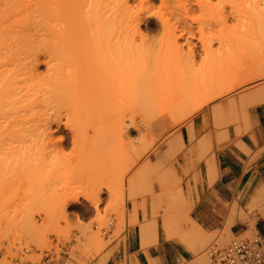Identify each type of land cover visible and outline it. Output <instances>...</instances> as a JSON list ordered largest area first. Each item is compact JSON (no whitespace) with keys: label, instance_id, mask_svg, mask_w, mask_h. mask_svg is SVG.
<instances>
[{"label":"bare ground","instance_id":"obj_1","mask_svg":"<svg viewBox=\"0 0 264 264\" xmlns=\"http://www.w3.org/2000/svg\"><path fill=\"white\" fill-rule=\"evenodd\" d=\"M85 1L81 5L82 7L80 6L77 10V31H74L75 14L73 8L68 6L71 3L69 0H0V141L3 140L2 134H9L22 140H26L27 136H31V134L42 138L47 136L44 134H48L46 137L48 139L51 137L49 134L54 137L53 126H55V131H59L62 123L66 127L70 120L73 121V118L75 120L73 122L78 121L79 125V122H87L84 119L90 120L94 117L101 118L103 123L106 122L105 127L111 126L108 128L110 130L113 128L112 130H115L118 137L120 134L121 136L125 134L126 138L132 140L134 138L132 132H137V138L142 140L151 133L152 120L158 118H154V116L150 118L151 104L162 95L161 88L168 81L178 85L180 103L184 102L183 99L186 98L201 99L203 103L205 102L204 105H207L239 87H247L250 82L255 84V82L264 80V0H244L243 2L240 0H216L215 3L208 0L207 8L210 14H213L212 17L218 18L213 17L220 23V26L222 25V28L215 34L214 30L206 43L205 40L201 41L206 57L202 55L200 64L196 60L200 47L198 49L193 42L196 30L192 31L194 26L191 24L192 28L189 24H185L186 22H181L179 35L174 33L176 34L172 36L174 39H170L172 42H168L174 47L171 49L176 48V51H179L177 54L180 53L179 55L183 59L180 56L179 58L164 57L160 53L162 49L157 51L158 54L153 51L155 49L151 50L149 39L141 33L140 26L144 24L148 30L156 23L150 20L154 16L151 10L153 0H132L136 3L138 1V5L133 3L135 10L132 8L130 0ZM188 2L189 5L187 1L186 4L184 3L185 6L188 5L187 9L191 3ZM185 6H183V10H185ZM193 8L191 6L185 12H191L194 10ZM229 22L231 25H228ZM129 31L135 36L139 34L140 43L136 42L135 38L134 42L136 43H133V40L129 42L132 36L134 37L128 33ZM175 31L173 29L172 32ZM129 37L131 38L129 39ZM124 38L128 39L127 43H130L128 46ZM181 38L183 44L180 45L178 39ZM147 42L148 44H146ZM183 46L185 48H182ZM127 49L132 53L131 55ZM184 49L186 53H183ZM249 50L262 53L261 58L259 57L258 61L255 60L257 64H254V61V63L247 64L249 68L246 66L244 73V68L239 70V76L244 74L242 79L234 80L233 78V82L228 84L227 80L229 79L227 78L225 82L224 74L226 73L224 70L228 69L227 66L232 63L238 62V59L240 60L241 56L244 57ZM90 63L93 66H90ZM80 65L91 67L87 68L88 74L92 78V81L88 82L90 85L86 83L88 76L84 74L85 70L81 71ZM232 66L233 64L230 67ZM232 73L235 74V72ZM236 74L238 75V73ZM119 80L120 82H117ZM261 84L264 83L261 81ZM256 86V89L251 90V94L248 90L246 93L250 94L247 96L248 98L245 96L246 94H243L245 100L242 101L247 102L243 107L247 104L254 106L264 103V85ZM126 96L139 99L142 111L149 114H146L147 116L142 114L140 117L120 122L118 101H120V97L125 98ZM245 112L243 113L245 114ZM63 118L66 119V125ZM165 120L166 114L162 113L155 124H163ZM24 133H26V137L23 135ZM53 137L51 138L53 139ZM54 138L57 141L53 139L50 143L55 141L56 144H53L57 147H61L66 139L62 136ZM50 139L48 140L50 141ZM148 151H150V147H148ZM153 153L154 150H151L147 156L149 159L144 165V168L147 169L142 168L137 174H134L132 182L136 183V180L138 181V178L144 173L147 174L144 175L145 178L148 177V174L152 175L153 181H158L159 177L166 180L165 183L158 181L159 190L165 194L164 198L170 200L169 204H165L168 202L165 200L164 207H161V229L164 237L166 240L178 238L185 245L196 247V244H202L201 242H204L208 234L211 233L204 231L190 218L192 198L184 197L186 194L183 195L174 172L168 170L166 163L154 161ZM30 154L33 153H26L27 158H31ZM6 157H3L4 160ZM8 157H11V160L22 159L23 161L24 159L22 156L20 159L19 155ZM213 171L214 169H210L207 165L206 174L209 183H212L215 178ZM72 176L71 178L75 179V175ZM76 177L79 180V175ZM70 179L69 184L74 180L70 181ZM145 180L148 181V179ZM65 182L66 185L63 187L55 184L56 187L52 186L51 189L40 192L44 200L41 198L42 202L47 203L54 213L62 217L68 204L77 203L79 197L84 198L94 209L98 208L101 200L98 190H88L86 186H83V190L70 195L69 189L76 187L72 188L67 184V181ZM82 182L79 188H82ZM154 192H151L150 199L159 198V196L155 198L159 194ZM253 201L254 203L264 201L263 189L257 192ZM143 205H145L144 201ZM145 213L146 211L143 212V218ZM149 220L142 221L139 226L140 246L143 249L155 244L158 240V222L151 218ZM132 222L136 223V221ZM59 232L63 234L56 230L58 235ZM103 246V239L98 234H91L85 237L83 250L87 251L91 248L101 250ZM76 253V250H71L63 264H72ZM108 258L109 256H102L99 264H105ZM149 258L147 259L150 264H158L157 259L150 260ZM128 262L129 264H139L135 258ZM117 264H122V262ZM193 264H202V259L194 261Z\"/></svg>","mask_w":264,"mask_h":264},{"label":"rangeland","instance_id":"obj_2","mask_svg":"<svg viewBox=\"0 0 264 264\" xmlns=\"http://www.w3.org/2000/svg\"><path fill=\"white\" fill-rule=\"evenodd\" d=\"M69 1L71 3L68 6L70 5L73 8L75 14L74 31H77V10L84 4L85 0ZM130 1L132 3H129H131L132 8L135 10L133 3L138 5V1L137 3L132 0ZM153 1L151 2V10L154 16L150 20L156 23L152 28H149L150 30L152 29L151 31L149 29L148 31L144 24L140 26L141 33L149 39L151 50L155 49L153 51L158 54L157 51L162 49L160 53L164 57L179 58L180 53L177 54L179 51H176V48L174 50L171 49L173 46L168 42H172L174 39L172 36L176 35L174 33L179 35V25L186 22L185 24L194 26V28L192 26V31L196 30L193 42L197 45L198 49L200 47L198 50L200 57L196 58L198 64H200L202 58L206 57V52L203 51L204 48L201 45V41L204 42L205 40L206 43L214 30L215 34L222 28V25L220 26V23L213 18H216V16L212 17L213 14H210L207 8L208 0ZM186 1L188 5V1H190V7H194V10L191 12H185L188 6H185ZM240 1L243 2L244 0ZM210 2L215 3L216 0ZM198 4L200 5L199 7ZM183 6L186 7L185 10H183ZM177 19L179 20L177 21ZM229 24L231 25L230 22ZM173 29L176 31L172 32ZM128 33L134 35L130 31ZM130 34L129 36H131ZM134 38L138 42L140 40L139 34L134 35V37L132 36L129 42L133 40L132 42L136 43L134 42ZM199 39L200 41H198ZM124 40L126 43L128 42V39L124 38ZM178 41V44H183L182 38L178 39ZM129 44L127 43V46ZM182 48L185 47L183 46ZM184 51L183 53H186L185 49ZM249 51L245 54L246 58H244L245 55L244 57L241 56L242 60H246L242 61L238 59V62L232 63V67H230L232 64L227 66L228 69L224 70V73H226L224 74L225 82L227 78L229 79L227 80L228 84L229 82H233V78L234 80H239L244 75L246 66L249 68L247 64L253 61L255 62H253L254 64H257L255 60L258 61L262 53L255 52V50ZM128 52L129 55L132 54L130 51ZM168 52H170L169 55ZM203 52L205 53L203 54ZM181 59L183 58L181 57ZM81 64L83 65V63ZM82 65H80L81 71L84 72L85 70L84 74L88 76L86 83L91 82L92 78L89 76L87 68L92 64L84 66L85 69ZM242 68H244L243 73L241 72L242 76H239V70ZM232 72H235V74ZM261 81L264 83L263 79L257 83L264 85L261 84ZM117 82H120V80ZM257 83L250 82L247 84V87H239L234 90L235 92L232 91L213 103L204 105L205 102L203 103L201 99L186 98L183 99L185 100L184 102L180 103L181 101L178 99V85L172 81H168L161 88L162 95L152 102L150 107L152 112H149L151 113L150 118L152 116L154 118L158 117L156 120L164 113L166 114V120L163 124H155L156 120H152L151 133L142 140L137 138V132H132V136L134 137L132 140L126 138L125 134L124 136L120 134V137H118L115 130H112L113 128L110 130L111 126L109 125L105 127L104 124L106 122L104 121L105 123H103V120L99 117L90 118V120L84 119L87 122H79V125L78 121L73 122L75 121L73 118V121L70 120L66 127L62 123L61 130L57 129L59 131H55V126H53L54 130L52 129V133L54 137L60 138L62 136L66 138L61 147L53 144H56L55 141L57 139L52 134H49L55 140L52 143H50L53 140L51 137H48V139L51 138L50 141L46 138L48 134H44V136H47L43 138L37 137L36 134H31V136H27L26 140L14 138L9 134H2L3 140L0 141V156L2 158H0V264H21L22 259L18 258L17 251L23 247H31L32 254L30 257L37 259L41 258L43 255L42 251L46 250L50 255L52 264H63L73 249L77 253L73 257L75 259H72V264H99L102 256H110L114 251L118 250L121 242L126 243L129 234L138 235L141 222H145L146 219L148 221L150 218L158 222V232L164 236L161 229V207H164L163 203H165V200L168 201L165 204H169L170 200L164 198V192H161L158 187L159 182L165 183L166 181L159 177V173L162 171L157 175L159 182L157 180L153 181L151 179L152 175L149 174L145 178L147 174L144 173L146 175L141 176L134 183L132 182L134 174H137L140 169L144 168L149 159L147 158L148 154H150L151 150H154L153 160L157 163H166L168 170L174 172L178 179L183 195L186 194L184 197L186 199L190 198L192 187L197 183L203 163H206V168L208 165L210 169H214L213 174L215 177L216 169L212 157L214 144L224 139L229 127L240 129L248 126L250 110L256 105L247 104L249 106L243 107L247 103L243 102L245 100L243 94L248 93V90L251 94V90L256 89L255 86L259 85ZM248 95L246 94L245 96L247 97ZM125 98L120 97V101H118L120 122L140 117L142 114H149L142 111V104H140L139 99L128 96ZM238 101L240 102L238 103ZM63 121H65L66 125V119L63 118ZM25 134L23 135L25 136ZM148 147H150V151H148ZM26 153L33 154H30L31 158H27L28 155ZM15 154H18L19 157H24L23 161L22 157H20L21 160H11V157H8L18 156H15ZM4 156L6 157L5 160ZM144 169L147 168L145 167ZM149 170L147 171L149 172ZM72 175H75V179L71 178L73 177ZM76 175H79V180ZM69 179L70 181L72 179L75 181L73 180L72 184H69ZM80 179H82L81 182L83 181L82 188H79L81 185ZM145 179H148V181ZM65 181L72 188L76 187L69 189L70 195L83 190L85 186L88 190H98L101 199L98 208L94 209L84 198L79 197L77 203L68 204L63 214L64 217L54 213L48 207L49 205L47 206V203L42 202L43 197H41L42 194L40 192L47 191L52 186L54 188L57 184L63 187L66 185ZM152 191H155V194H159L155 196V198L159 196L158 199H150ZM154 200L155 202H153ZM143 201L145 205H143ZM145 211L146 218L144 217V219L143 212ZM147 217L150 218L148 219ZM131 220L136 221V223H133ZM102 229H105L104 233L101 231ZM56 230L63 232V234L59 232L58 235ZM91 234H98L103 239L104 246L101 250H95L94 248L87 251L83 250L84 239ZM233 238L226 231L217 230L211 232V234H208L206 240L201 242L202 244H196L197 246L193 247V259L183 264H193L198 259H202V264H207V249L210 246L224 247ZM238 238L254 239L256 236L254 233L246 232L238 236ZM36 251H40L39 254ZM125 263L126 261H122V264Z\"/></svg>","mask_w":264,"mask_h":264},{"label":"crops","instance_id":"obj_3","mask_svg":"<svg viewBox=\"0 0 264 264\" xmlns=\"http://www.w3.org/2000/svg\"><path fill=\"white\" fill-rule=\"evenodd\" d=\"M248 123L240 129L229 127L224 139L214 144L215 178L208 182L203 163L191 190L189 216L207 233L226 231L233 237L254 233L262 252L260 264H264V201H253L257 192L264 190V104L250 110ZM181 242L178 238L166 240L158 232L157 242L143 249L140 235L129 234L105 264H129L132 257L139 264H150L148 257L157 259L158 264H183L193 259L194 250Z\"/></svg>","mask_w":264,"mask_h":264},{"label":"built area","instance_id":"obj_4","mask_svg":"<svg viewBox=\"0 0 264 264\" xmlns=\"http://www.w3.org/2000/svg\"><path fill=\"white\" fill-rule=\"evenodd\" d=\"M103 233L105 229L101 230ZM40 251H36L39 254ZM31 247H23L17 251L21 264H52L47 251H42V257L31 258ZM262 252L257 238L242 239L234 237L224 247L210 246L207 249V264H260Z\"/></svg>","mask_w":264,"mask_h":264}]
</instances>
